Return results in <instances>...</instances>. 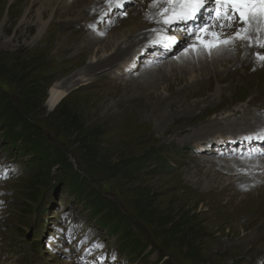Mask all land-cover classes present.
<instances>
[{"label":"rangeland","instance_id":"rangeland-1","mask_svg":"<svg viewBox=\"0 0 264 264\" xmlns=\"http://www.w3.org/2000/svg\"><path fill=\"white\" fill-rule=\"evenodd\" d=\"M150 1L133 0L124 16L106 27L102 36L105 41L81 56L78 51L83 42L98 35L94 27L108 22L104 19L100 25L95 23L99 14L110 8L108 0L94 11L90 21L69 25L61 14L50 13L44 18L45 26L36 18L38 6L33 8L32 17L27 18L26 11L33 0L28 6H14L12 0L1 3L0 97L40 133V144L55 148L62 158L45 171L47 167L33 159L34 149L26 147L23 138L6 137L10 125H6L4 108H0V143L6 144L5 150L22 156V161L29 160L23 165L10 152L13 168L5 179L1 174L0 264H74L70 258L51 254L46 239L38 247L40 227L35 215L42 208L48 209L54 227L73 228L81 237L89 223L110 243L106 232L90 222L88 210L78 204L65 185L63 175L68 166L82 186L94 189L95 197L109 201L110 208L101 215L113 214L122 222L127 220L126 232L133 234L135 244L153 247V254L144 259L145 264H174L167 257L169 253H177L182 264H264V159L240 161L241 166L232 171L223 161L237 160L209 155L197 159L192 151L199 143L214 140L219 133L225 136L224 131L231 127L246 126L244 134L256 131L261 122L245 123L242 116L239 121L234 119L235 115L228 119L230 112L226 114L246 106L264 107V62L254 56L257 52L264 53V49L242 54V42L235 40L231 63L224 62L218 68L222 82L181 71L160 79L161 72L169 69L168 62L180 61L176 64L180 66L191 55L195 35L184 40L172 57L142 72L132 68L128 75L116 76L115 72L122 65L123 70L130 60L127 57L112 70L103 67L72 82L92 62L109 56L113 45L116 48L124 41L122 36H129V22ZM155 9L148 20L152 28L136 36L129 55L157 32L160 23L156 19L160 17L159 8ZM11 11H15L12 19ZM28 21L34 25L33 31L22 43H15L12 40L15 30ZM6 24L13 29L8 34L2 30ZM49 29L52 34L46 40L49 44L46 48L41 40ZM37 41L38 48L29 50ZM109 43L111 47H103ZM19 45L28 48L18 50ZM239 57L246 64L234 65ZM145 71H150L145 78L150 83L137 88V82L132 80L142 77ZM197 80L203 85L193 86ZM56 87L69 88V93L50 110L48 98ZM172 102L175 105L170 107ZM191 112L197 114L192 116ZM225 116V124L218 121ZM252 136L258 138L259 134ZM147 156L150 160L144 168L132 167L133 162ZM34 161L39 166L33 168ZM160 162L173 170H160ZM214 176L226 188L210 187ZM56 185L59 190L54 193L52 187ZM31 233L33 238L27 239Z\"/></svg>","mask_w":264,"mask_h":264},{"label":"bare ground","instance_id":"bare-ground-1","mask_svg":"<svg viewBox=\"0 0 264 264\" xmlns=\"http://www.w3.org/2000/svg\"><path fill=\"white\" fill-rule=\"evenodd\" d=\"M8 1L9 0H0V5H1V3L3 5V3L5 4ZM104 2H105V0H33L32 7L30 9H28L26 11V13H27V18H31L32 14L34 12L33 8L38 6L40 8H38V10H37L36 18L39 21L38 23L43 24L42 26H45L44 18L46 17V15H48L50 13H52L54 15L61 14L63 16V18L65 19L64 23H67V24L70 25L71 23L77 22V21L82 23V22H85V21H87L89 19L91 20V18L94 16V11L99 10L98 8H100L103 5ZM30 3H31L30 0H12V4L14 6L15 5H19V4H21L23 6H28V5H30ZM150 5H151V1L148 4V6L146 7V9H143V11L141 13H139L138 16L135 19H133L132 21L129 22V25H130V29H128L129 36L127 38H126V36H122L121 39L124 38V41L116 48H115V45H113V50H111L113 52L109 56H107L105 58H100L96 62H92L83 72L79 73L78 76L74 77L72 79V82H75L77 79L85 78V77H87L89 75L95 74V72L98 69H100V68L108 67L107 68L108 70L109 69L112 70L118 64L123 63V61H125V59H127V57L129 56V53H130V51H131V49L133 47L132 43L135 42L134 40H135L136 36L139 37L140 36L139 34L147 33V32H149V29L152 28L151 23L148 20H149V17L152 15V13L153 12L155 13L157 10L155 8L151 7ZM159 7L162 8V7H165V5L161 4ZM14 12L15 11H13V12L11 11V17H10L11 19L14 17L12 15V14H14ZM71 15H73V16H71ZM72 17H76V19L68 20V19H70ZM156 21H157V19H156ZM6 23H8V22H6ZM211 28L209 29L210 32H212L213 29H214V31H220L218 28H213V29H211ZM33 29H34V25L32 24V22H29V21L25 22L22 25V27H20V28L15 30V33H14V36H13L12 40L15 43H17V44L22 43V40L26 39L28 37V34L31 33V31H33ZM2 30H3V33H5V34H8L9 32L13 31L12 27L9 26L8 24L4 25ZM51 34H52V31L49 29L42 36V40L41 41H44L46 43V48L49 46V44L46 42V40H47V38H49V36ZM227 35H229V34H227ZM231 35H232V33H231ZM261 35H262V38H264V33H262ZM195 37H196V41H195V43L192 46L191 55L186 59V61L184 63L180 64V66L176 65V64L180 63V61H178V62H175V61L168 62V63H170V65L168 66L169 69L168 70H163L161 72V74H160L161 77H159L160 79H164L166 77H169L171 74H173V73H175L177 71H181V72L187 73V74H191L192 73V75L194 73L201 74V75H199V77L203 76V75L207 76V77H209V79L212 82H222V81H224V80H222L219 77L220 76V71H219L218 68L224 62L229 63V64L231 63V61L233 59V55H232L231 50L236 49V48H234L233 45L230 44L228 46H222L220 48L213 49L212 50V54L208 55L207 51L200 44V40L201 39L210 40L211 38L210 37H205L203 35H200L199 38H198L197 35ZM104 38L105 37L97 35V36H94L91 39L90 38L87 39L86 40L87 42H83V44L81 45L82 46V47H80L81 50L78 51V52H80L79 55L81 56V55L88 54L91 51H93L97 46H99V44L102 43V41H105V40H103ZM109 38H111V36ZM239 41H241V40H239ZM241 42H242L241 47L243 48V50L241 52L242 54L245 53V54L248 55V53L251 50L253 51V49H255V50L257 49V47H249L247 41H241ZM39 45L40 44L37 41L33 45L29 46V50H30V48L36 49V48H38ZM109 45H110V43H109ZM109 45L108 46L106 45V46H103V47L104 48L111 47V45L110 46ZM27 48L25 47V45L17 46V49L18 50H22V51L26 50ZM185 55L187 56V54H185ZM248 59H249V57H248ZM249 61H251V60H249ZM244 64H246V62L241 60L240 57H239L234 65L240 66V65H244ZM149 73H150V71H145L142 74V77H140L137 80L133 79L132 82H134V83L137 82L136 83L137 88H139L140 86L144 87L145 85H148L150 83V81H147L145 78L149 75ZM159 78L157 80H160ZM194 78H195V76H194ZM72 82H68V85H72L71 84ZM68 85H66V86H68ZM192 85L193 86L194 85H203V82L202 81L199 82V80H197ZM68 93H69V88H67V89H60V87L53 88L51 90L49 98H48V102H47L48 108L50 110H53L59 104V102L61 100H63L64 97L67 96ZM150 98L153 99V100L156 99V97L155 96L153 97L152 95H150ZM157 100H161V98L157 97ZM165 100H166V98H165ZM170 104H171L170 107H173V105H175L174 102H172ZM229 112L233 113V115H235V116H238V114H239V111L234 112L232 110H229L227 113H229ZM193 113L191 112L192 116H195V114H197L196 112H193ZM250 113H251V111H250ZM250 115L251 114H246V111H245V114L242 116V118L243 117H248V118L244 119L245 123L247 121H249V119H251L249 117ZM166 118L161 119L162 120L161 123H163V121ZM223 163H225L226 165L230 166V169H232V171L233 170L236 171V169L239 166H241V164H242V163H240L238 161L237 162L223 161ZM250 167H251V165H250ZM259 170H260V168H259ZM209 185L212 188H215V187L226 188L224 183H222L221 181H218L217 178L215 179V176H214V178L211 179ZM251 186H253V185H251Z\"/></svg>","mask_w":264,"mask_h":264},{"label":"snow or ice","instance_id":"snow-or-ice-1","mask_svg":"<svg viewBox=\"0 0 264 264\" xmlns=\"http://www.w3.org/2000/svg\"><path fill=\"white\" fill-rule=\"evenodd\" d=\"M109 5L116 3L117 7L121 5L117 0H108ZM218 6L215 10V17L219 18V23L214 27L220 31H209L210 25H201L197 36L210 37V40H200V44L212 54L213 49L229 45L235 40L247 41L249 47L264 49V0H214ZM161 4L166 5L160 8ZM151 7L159 8L157 15L162 23L171 26L177 22L195 21L198 14L206 7L205 0H151ZM233 24L238 25L231 36H228L223 30L231 28ZM172 39V37H168ZM256 59L264 62V53H255ZM115 259V257H113Z\"/></svg>","mask_w":264,"mask_h":264},{"label":"trees","instance_id":"trees-1","mask_svg":"<svg viewBox=\"0 0 264 264\" xmlns=\"http://www.w3.org/2000/svg\"><path fill=\"white\" fill-rule=\"evenodd\" d=\"M4 108V116H5V123L6 125H10V131L6 135L7 138H23L22 142L23 144L28 147L29 149H34V160H40V164H45L47 167L46 170L49 169V167L52 164L56 163V160L61 159V155H59L57 152H55V148H51L44 143H41V137L40 133L37 132L34 127L29 123L28 120H26L23 115L15 112L13 110V107L11 105H8L7 102H5L0 97V108ZM20 129V131H18ZM21 155V154H20ZM150 160V157H145L142 159H139L135 162H133L132 167L135 168V170L142 169L147 165V162ZM35 162V163H34ZM33 162V168L39 166L36 161ZM165 162H160V169H162L165 166ZM68 168V169H67ZM64 170V180L67 182L66 184L69 186V189L73 192H76L77 195L80 198H85L87 201V204L91 210V212L95 215H101L103 214L108 208H110L109 201L100 197H95V191L94 189H90L88 191V186H82L80 183V180L77 176V174L71 170V167L68 166ZM49 172V171H47ZM47 175V174H46ZM72 175V176H71ZM47 186H49L47 184ZM101 225L103 226H110L113 225L115 229L124 230L125 232L128 231L129 224L127 220L120 221L116 218L115 215H101ZM129 237V244L128 249H130V246L133 244V241L131 240V234H128ZM136 248H143V247H136Z\"/></svg>","mask_w":264,"mask_h":264},{"label":"water","instance_id":"water-1","mask_svg":"<svg viewBox=\"0 0 264 264\" xmlns=\"http://www.w3.org/2000/svg\"><path fill=\"white\" fill-rule=\"evenodd\" d=\"M168 257L170 259V262L174 264H182L180 260V256L177 253H169Z\"/></svg>","mask_w":264,"mask_h":264}]
</instances>
